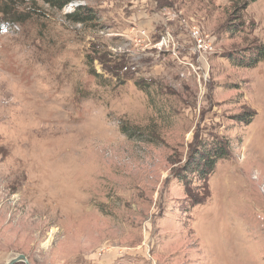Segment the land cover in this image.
<instances>
[{
    "label": "rangeland",
    "instance_id": "1",
    "mask_svg": "<svg viewBox=\"0 0 264 264\" xmlns=\"http://www.w3.org/2000/svg\"><path fill=\"white\" fill-rule=\"evenodd\" d=\"M1 24L0 264H264V60H234L264 0H0Z\"/></svg>",
    "mask_w": 264,
    "mask_h": 264
},
{
    "label": "trees",
    "instance_id": "2",
    "mask_svg": "<svg viewBox=\"0 0 264 264\" xmlns=\"http://www.w3.org/2000/svg\"><path fill=\"white\" fill-rule=\"evenodd\" d=\"M52 7L59 10L67 6L71 0H43ZM256 1V0H252ZM68 20L75 23L86 24L89 21L96 19L94 12L86 7H79L78 9L68 12L66 14ZM7 25L1 24L0 29ZM253 54H245L238 56L234 60L238 65L255 66L257 63L264 60V44L257 45L254 48ZM229 156L228 144L221 141H214L209 146H203L201 150L196 151L191 155L184 170L186 172L197 175L199 178L208 179L211 175L216 173L217 166L221 161L227 159ZM176 177H181L180 175ZM184 179V177H182Z\"/></svg>",
    "mask_w": 264,
    "mask_h": 264
},
{
    "label": "built area",
    "instance_id": "3",
    "mask_svg": "<svg viewBox=\"0 0 264 264\" xmlns=\"http://www.w3.org/2000/svg\"><path fill=\"white\" fill-rule=\"evenodd\" d=\"M195 31L194 37L196 39V49H198L200 52L208 51L210 48H212V41L207 36H203L200 34V31L197 30V27H194ZM137 39L142 45L147 41L148 34L145 30L143 31H137L136 32ZM169 42V37L167 35H164L162 37L161 43L167 45Z\"/></svg>",
    "mask_w": 264,
    "mask_h": 264
},
{
    "label": "water",
    "instance_id": "4",
    "mask_svg": "<svg viewBox=\"0 0 264 264\" xmlns=\"http://www.w3.org/2000/svg\"><path fill=\"white\" fill-rule=\"evenodd\" d=\"M18 262H24L25 264H31L29 259L25 254H19L13 258H11L9 261H7L5 264H16Z\"/></svg>",
    "mask_w": 264,
    "mask_h": 264
}]
</instances>
